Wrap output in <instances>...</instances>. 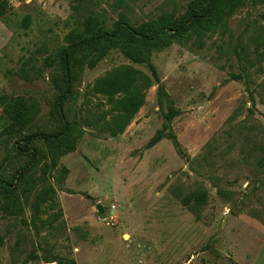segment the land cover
Segmentation results:
<instances>
[{
    "label": "rangeland",
    "instance_id": "obj_1",
    "mask_svg": "<svg viewBox=\"0 0 264 264\" xmlns=\"http://www.w3.org/2000/svg\"><path fill=\"white\" fill-rule=\"evenodd\" d=\"M2 1L0 264H264V0L220 3L202 30L160 45L155 78L123 40L75 55L63 104L71 144L55 110L63 49L84 29L206 16L212 0ZM121 70L151 84L117 134L123 94L96 83ZM159 88L179 112L180 153L170 137L147 147L164 124Z\"/></svg>",
    "mask_w": 264,
    "mask_h": 264
},
{
    "label": "trees",
    "instance_id": "obj_2",
    "mask_svg": "<svg viewBox=\"0 0 264 264\" xmlns=\"http://www.w3.org/2000/svg\"><path fill=\"white\" fill-rule=\"evenodd\" d=\"M233 1L234 0H212L206 10V16L208 17L193 13L180 23H174L171 20H162L161 18V20L158 21L159 24H147L140 29L132 28L126 23H119L112 32L103 31L94 35L87 32L89 29L87 31L84 29V32H86L85 36L80 38L78 42L72 43L69 48L63 49L60 55L61 81L64 84L65 91H63L64 94L57 100L55 110L56 117L63 122L65 129V132L60 134L63 142L71 144L67 135L68 126L64 123L63 104L66 101L64 96H68L66 94L70 92V88L67 87V84L74 73L72 61H74L75 55H80L79 57L84 58L86 54L93 53L92 55H94L97 52L101 53L102 45H111L118 43L119 40H123L125 42L123 43V47H130L134 52V54H131L130 57L135 60V63L147 65L150 69H152V75L155 78L154 69L150 64V55L154 50L158 49V47L162 44H164V46H169L171 39L189 35L192 31H194L193 28H196L197 25L202 30L203 27H201V24L203 23V19H209L211 17L216 19L217 16H219L220 13H218L217 8L220 3L225 2V4H229ZM5 5V1L0 0V16L5 13V8H7ZM208 23L209 22H207V25ZM78 35L82 34L79 33ZM134 79L135 82L133 81ZM150 84L151 82L149 78L140 75L138 72H135V76H132L128 70L115 71L109 78L96 83L97 91L106 94L107 96L123 94V98L117 102L121 103L123 107L122 110H119L120 113L119 116H117L115 123L116 125L121 124L119 126L120 128L115 131L118 132L117 134L124 131L133 116H136L142 107L145 97L144 92L150 87ZM157 103L164 124L162 129L158 131L149 141L147 147H152L162 139L170 137L174 141L175 147L180 153L178 144L171 136V122L179 114V112L174 109L172 101L167 97L162 88H159L158 90ZM41 139L50 143V145H55L56 143L62 141L59 135L56 137L42 136ZM65 145L68 147L72 146L67 144ZM4 183L5 182L1 181L0 186H3ZM204 202V196H195L194 204L197 207L202 206ZM182 203L187 206L189 200L185 199ZM48 263H51V261L45 259V264Z\"/></svg>",
    "mask_w": 264,
    "mask_h": 264
},
{
    "label": "water",
    "instance_id": "obj_3",
    "mask_svg": "<svg viewBox=\"0 0 264 264\" xmlns=\"http://www.w3.org/2000/svg\"><path fill=\"white\" fill-rule=\"evenodd\" d=\"M95 209H96V211L98 212V214L100 215V216H104V209L101 207V205H96L95 206Z\"/></svg>",
    "mask_w": 264,
    "mask_h": 264
}]
</instances>
